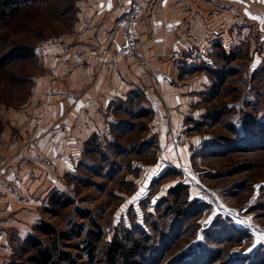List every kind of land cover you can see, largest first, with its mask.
Masks as SVG:
<instances>
[{"label":"rangeland","instance_id":"obj_1","mask_svg":"<svg viewBox=\"0 0 264 264\" xmlns=\"http://www.w3.org/2000/svg\"><path fill=\"white\" fill-rule=\"evenodd\" d=\"M83 1L36 0L0 28V136L12 137L19 148L40 147L24 144V119H16L44 102L49 110L54 106L38 90L47 74L41 57L73 35ZM210 3L215 11L226 6L225 19L212 15L204 48L196 46L177 61V80L171 83L178 84L177 91L132 89L135 94L115 98L97 121L81 114L82 139L42 145L48 160L28 150L19 155L49 169L47 175L26 176L31 190L19 187L27 206L19 207L23 223L12 225L18 228L10 231V255L3 264H30L29 235L51 242L35 231L43 222L70 234L58 245L77 256V264H103L104 245L125 230L133 239L151 237L153 245L162 235L168 238L160 264L201 255H206L201 264H264V0ZM219 25L225 31H217ZM223 52H232L234 60L226 63ZM207 69L224 70L223 82L214 87ZM53 194L68 199L69 206H51ZM177 196L188 217L172 241L168 206ZM79 210H88L103 234L93 260L74 248L82 246L87 230H96Z\"/></svg>","mask_w":264,"mask_h":264},{"label":"crops","instance_id":"obj_2","mask_svg":"<svg viewBox=\"0 0 264 264\" xmlns=\"http://www.w3.org/2000/svg\"><path fill=\"white\" fill-rule=\"evenodd\" d=\"M210 5V0H163L157 8L149 9L138 25L140 61L133 62L121 60L109 47L115 22L127 11L128 0H85L79 4L73 35L49 46L44 50L47 54L41 57L47 74L38 90L54 106L49 110L44 102L16 119H24L22 127L27 130L25 136L21 134L24 144L40 147L19 148L12 137L0 136V264L10 255V231L18 228L12 225L23 223L19 207L27 206V199L19 196V187L22 191L31 190L26 176L47 175L49 169L43 163L31 165L25 161L26 157L19 155L28 150L36 159L48 160L42 145L55 144L67 137L73 141L82 139L83 113L90 116V122L97 121L98 115L105 114L115 98L125 97L132 89L150 85L157 89L156 95L161 94V89L164 94L177 91L178 84L171 85L177 80V61L196 46L205 45L203 37L213 28L208 21L212 15L225 19L226 6H218L215 11ZM218 28L217 31L220 28L225 31V25ZM198 32L205 35L201 37ZM78 51L83 52L81 57L77 56ZM195 86L198 87L196 82L191 86L193 92L198 90ZM144 92L156 101L150 89ZM70 126H74L73 132L67 135L65 129ZM18 174L24 177L25 185L18 181Z\"/></svg>","mask_w":264,"mask_h":264},{"label":"trees","instance_id":"obj_3","mask_svg":"<svg viewBox=\"0 0 264 264\" xmlns=\"http://www.w3.org/2000/svg\"><path fill=\"white\" fill-rule=\"evenodd\" d=\"M36 0H0V28L5 24L16 19L19 14L24 11L23 8L31 4ZM220 57L225 60L226 63L232 62L234 60V54H226L223 52L220 54ZM207 71L214 77L213 86H218L224 80L226 73L224 70H212L207 69ZM129 94H135L133 91H130ZM129 96V95H128ZM127 97V103L131 101ZM124 102V101H123ZM122 102V104H123ZM146 111L141 114L144 115ZM63 196L60 194H53L49 197V204L56 208H66L69 206L68 199L63 200ZM184 202H180L179 196L174 200V203L168 206V215L172 216V225L170 233L172 234L171 240L175 241L180 234H182V223L183 220L187 219L188 213L187 210L180 205ZM82 218L91 219L90 212L88 210H79L78 211ZM167 215V216H168ZM92 220V219H91ZM177 226H176V222ZM93 226L96 230H87L84 234L82 241V246L75 245V249H80L85 252L89 257V260H93L94 254L98 249V244H100L103 234L100 227L92 220ZM160 232V229H156ZM35 231L41 235L49 236L51 242L45 244L39 239L29 235L25 243L29 246L31 254L26 259L30 264H77L75 255L70 253L68 250L63 251L59 249L58 240L66 241L70 239V234L66 231L57 232L56 229L48 223H40L35 226ZM80 233H77V237L81 236ZM160 234V233H159ZM158 236V235H157ZM123 237V238H122ZM115 235L112 240L105 244L102 250L103 264H160L161 258H163V251H166L170 245H167L166 240L168 238L163 235L162 240L160 238L158 245H153L156 241H151V237L143 236L142 238L131 237L130 230H125L124 236ZM174 238V239H173ZM169 242V241H168ZM171 242V241H170ZM157 244V243H156ZM173 244V243H172ZM168 246V247H167ZM205 257L206 255H201ZM194 257L190 260L181 259L177 264H201L204 259Z\"/></svg>","mask_w":264,"mask_h":264},{"label":"built area","instance_id":"obj_4","mask_svg":"<svg viewBox=\"0 0 264 264\" xmlns=\"http://www.w3.org/2000/svg\"><path fill=\"white\" fill-rule=\"evenodd\" d=\"M163 0H128L127 11L120 16L114 25L109 40V47L122 59L139 62L141 40L138 35V25L149 9H155ZM82 51L77 52L81 57Z\"/></svg>","mask_w":264,"mask_h":264}]
</instances>
